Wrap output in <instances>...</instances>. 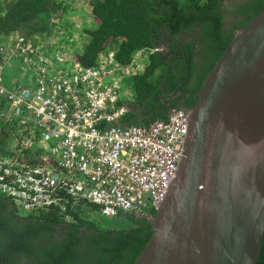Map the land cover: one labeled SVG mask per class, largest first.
<instances>
[{"label":"built area","instance_id":"obj_1","mask_svg":"<svg viewBox=\"0 0 264 264\" xmlns=\"http://www.w3.org/2000/svg\"><path fill=\"white\" fill-rule=\"evenodd\" d=\"M162 50H141L128 66L106 51L85 67L72 47L49 48L22 36L0 43V143L3 129L9 131L14 153L0 155V191L20 216L51 210L64 191L106 218L157 210L176 179L190 113L175 110L144 127L119 122L129 111L124 81ZM26 152L41 153L38 164L27 163Z\"/></svg>","mask_w":264,"mask_h":264},{"label":"trees","instance_id":"obj_2","mask_svg":"<svg viewBox=\"0 0 264 264\" xmlns=\"http://www.w3.org/2000/svg\"><path fill=\"white\" fill-rule=\"evenodd\" d=\"M71 2H0V43L22 36L34 44L54 40L47 45L56 47L60 28L55 20L60 22ZM88 5L95 26L86 29L84 42L74 51L81 65L93 67L100 55L114 51L118 64L128 66L136 53L161 48L164 42L181 55L172 59L179 65L176 69L163 52L151 55L143 73L124 81L133 99L119 122L123 127L149 126L168 120L173 108L181 110L177 101H165L162 95L177 93L180 85L184 91L198 92L237 32L264 10V0H89ZM183 34H196L198 43L180 47ZM191 101L187 106L193 108ZM1 137L0 155H14L12 134L3 129ZM30 153L25 154L26 162L38 164L35 156L41 153ZM60 198L51 210L21 219L12 197L0 191V264H134L152 237L156 210L149 217L119 213L108 221L87 200L76 201L67 191ZM83 249L86 259L79 254ZM259 264H264V246Z\"/></svg>","mask_w":264,"mask_h":264},{"label":"water","instance_id":"obj_3","mask_svg":"<svg viewBox=\"0 0 264 264\" xmlns=\"http://www.w3.org/2000/svg\"><path fill=\"white\" fill-rule=\"evenodd\" d=\"M225 49L196 95L176 179L151 218L152 237L134 264L260 262L264 10Z\"/></svg>","mask_w":264,"mask_h":264},{"label":"rangeland","instance_id":"obj_4","mask_svg":"<svg viewBox=\"0 0 264 264\" xmlns=\"http://www.w3.org/2000/svg\"><path fill=\"white\" fill-rule=\"evenodd\" d=\"M3 1L4 0H0V2ZM88 1L89 0H74V2H71L68 12L62 19H60L59 22L60 36L58 39V45L72 47L74 51L77 52V47L81 45V42L83 40H85L84 35L86 29L94 28L95 21L89 14L90 11ZM75 43H77V45L73 46ZM122 92L123 101L126 104H130L132 102V98H130V91L124 87ZM97 216L100 215H91L92 218H95ZM108 219L110 218H107V220Z\"/></svg>","mask_w":264,"mask_h":264},{"label":"flooded vegetation","instance_id":"obj_5","mask_svg":"<svg viewBox=\"0 0 264 264\" xmlns=\"http://www.w3.org/2000/svg\"><path fill=\"white\" fill-rule=\"evenodd\" d=\"M55 22L59 24L58 19H56ZM59 34H60V31H59L58 35H59ZM198 39H199V37H198L196 34H193V35H191L190 37H187L185 34H183V35L179 36V39H178L179 46L182 47V45H184L185 43H190V42H192V43H194V44H197V43H198ZM53 42H54V40H49V39H48V40H44L43 43H40V45H44V46H46V47L53 48V46L50 47V46L47 45V44H50V43H53ZM35 44L37 45V44H39V43L36 42ZM170 46H171V45H170L169 43L164 42V45L162 46V49H163V53H162L163 55H162V56L167 57L168 62H169V63H172L174 69H176V68L179 67V65H178L176 62H172V59H174L175 57L180 58L181 55H178V54H175L174 52H172V49H171ZM182 86H183V85H180V86L178 87L179 89L177 90V93H176V92L167 93L165 96L162 95V97H163V100H165V101H166L167 99L171 100L172 102L177 101V102H176L177 107L181 108L182 110H185V111L188 112V113H191V111H192V109L195 107V105L193 106V108H191L190 106H187V105L190 104V100H192L191 102H193V101L195 100V104H196V102H197V97H196V95H197L198 92H188V91H184V89L182 88ZM177 109H178V108H177ZM175 110H176V109L173 108V109L170 111L169 114H171L172 111L174 112ZM16 210H17V209H16ZM18 216H19L21 219H26V218L30 217V216H24V215H21V216H20L19 213H18ZM19 217H18V218H19ZM20 218H19V219H20ZM59 234H60V233H59ZM46 238L50 239V234H49V237H46ZM55 238H56L58 241L60 240V237L58 236V234L56 235ZM55 238H53V239H55ZM48 239H47V241L45 240V242H48ZM48 245H52V244L49 243ZM79 254H80L83 258L86 259V257H87V253H86V250H85V249L80 250V251H79ZM23 260H24L25 263H27V259H26V258H24ZM23 260H22V261H23Z\"/></svg>","mask_w":264,"mask_h":264},{"label":"clouds","instance_id":"obj_6","mask_svg":"<svg viewBox=\"0 0 264 264\" xmlns=\"http://www.w3.org/2000/svg\"><path fill=\"white\" fill-rule=\"evenodd\" d=\"M162 48V47H161ZM162 52H163V50H162ZM162 52H160V53H156V54H161ZM146 69V68H145ZM132 95V99H133V94H131ZM128 105H130V104H128ZM118 216V215H117ZM117 216H115V217H117ZM114 217V218H115ZM111 219V218H110Z\"/></svg>","mask_w":264,"mask_h":264}]
</instances>
